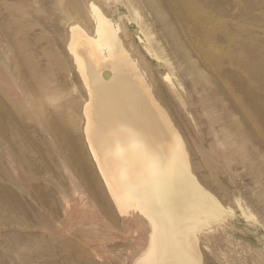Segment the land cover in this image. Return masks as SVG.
I'll use <instances>...</instances> for the list:
<instances>
[{
  "label": "rangeland",
  "instance_id": "obj_1",
  "mask_svg": "<svg viewBox=\"0 0 264 264\" xmlns=\"http://www.w3.org/2000/svg\"><path fill=\"white\" fill-rule=\"evenodd\" d=\"M95 2L226 209L183 231L184 246L200 264H264V0ZM76 8L86 15L84 0H0V264H147L166 241L141 211L116 210L86 159Z\"/></svg>",
  "mask_w": 264,
  "mask_h": 264
},
{
  "label": "bare ground",
  "instance_id": "obj_2",
  "mask_svg": "<svg viewBox=\"0 0 264 264\" xmlns=\"http://www.w3.org/2000/svg\"><path fill=\"white\" fill-rule=\"evenodd\" d=\"M84 2L86 15L76 8L67 19V50L85 94L81 130L94 178L102 179L116 210L131 206L162 230L166 241L153 247L147 264H200L184 246L183 231L200 221H222L226 209L192 174L182 138L146 77L143 56L126 48L120 25L95 0Z\"/></svg>",
  "mask_w": 264,
  "mask_h": 264
}]
</instances>
